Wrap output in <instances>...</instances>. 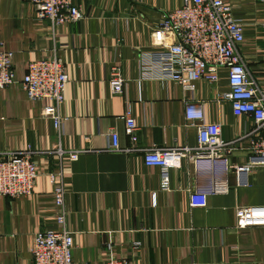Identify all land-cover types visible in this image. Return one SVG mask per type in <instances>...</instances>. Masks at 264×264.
Instances as JSON below:
<instances>
[{"label":"crops","instance_id":"0c3cea01","mask_svg":"<svg viewBox=\"0 0 264 264\" xmlns=\"http://www.w3.org/2000/svg\"><path fill=\"white\" fill-rule=\"evenodd\" d=\"M77 1L84 17L52 29L47 20L35 19L29 0H0V43L13 53L16 76L53 46L68 75L60 136L52 120L40 115L44 100L28 99L20 83L0 89V155L27 145L49 150L58 142L81 151L75 161L62 163L54 153L37 154L32 194L0 195V264H32L33 234L56 227L47 173L59 167L76 263H102L109 242L112 254L131 264H264V226L235 227L236 207L264 205V167L238 174L207 159L182 158L179 167L169 169L168 188L162 190L159 168L145 165L141 151L107 150L112 130L121 147L131 146L120 118L128 105L140 126L136 145L141 148L196 144L197 128L184 118L186 101L203 106L206 121L220 124L223 139L252 126L250 116H235L228 102L217 100L218 90L227 89L224 71L217 84L198 81L194 95L170 80H136L139 52L154 48L151 28L181 0ZM227 2L243 22L241 54L264 85V0ZM112 64L127 79L119 94L107 83ZM247 145L243 140L230 155L231 165L247 162ZM189 189L208 192L207 205L190 207ZM134 241L140 242L138 249Z\"/></svg>","mask_w":264,"mask_h":264},{"label":"built area","instance_id":"2783aa9c","mask_svg":"<svg viewBox=\"0 0 264 264\" xmlns=\"http://www.w3.org/2000/svg\"><path fill=\"white\" fill-rule=\"evenodd\" d=\"M29 1L34 8L35 19L47 20L52 29L84 17L83 4L77 0ZM149 39L154 48L139 52L136 61L137 81L170 80L177 83L182 91L194 95L198 81L217 84L220 72L224 71L227 89L218 90L217 100L228 102L235 116H250L252 126L234 138L223 139L220 124L206 121L203 106L196 101H186L184 118L186 123L197 128L196 144L141 148L136 145V131L140 126L128 105L120 118L124 121V132L131 146L121 147L117 132L112 130L108 133L110 143L107 150L126 153L141 151L145 165L159 168L162 190L168 188L169 169L179 167L182 158L188 161L207 159L238 174L264 167V85L253 76L241 54L243 22L234 16L227 0H181L177 7L167 11L151 28ZM12 56V51L6 50L0 43V89L20 83L28 99L44 100L46 104L41 108L40 115L52 120L60 136L65 118L59 109L65 101L68 75L58 48L53 46L48 56L30 61L21 77L16 76ZM107 83L112 93L123 92L127 79L119 65H111ZM243 140L248 141L247 162L241 166L231 165L229 157L241 147ZM80 152L66 150L58 142L49 150L39 151L27 145L5 156L0 155V195L18 198L32 194L39 176L34 160L37 154L54 153L59 163H62L64 159L75 161ZM47 176L53 184L56 227L39 229L33 234L30 248L32 264H88L76 263L72 257L73 239L67 227L62 168L47 173ZM207 196L208 192L189 189L188 205L205 207ZM254 226H264V205L236 207L235 227L244 229ZM132 246L138 249L140 242L134 241ZM105 248L108 255L100 264H131L128 259L112 254L111 243L108 242Z\"/></svg>","mask_w":264,"mask_h":264}]
</instances>
